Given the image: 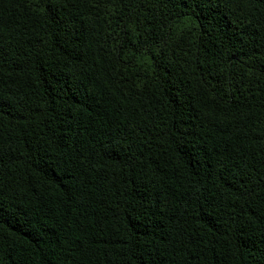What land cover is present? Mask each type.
Returning <instances> with one entry per match:
<instances>
[{
    "label": "trees",
    "instance_id": "1",
    "mask_svg": "<svg viewBox=\"0 0 264 264\" xmlns=\"http://www.w3.org/2000/svg\"><path fill=\"white\" fill-rule=\"evenodd\" d=\"M0 264H264V0H0Z\"/></svg>",
    "mask_w": 264,
    "mask_h": 264
}]
</instances>
